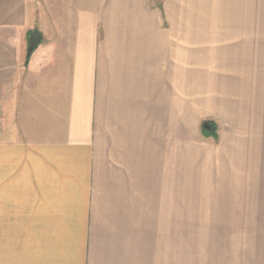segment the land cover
Segmentation results:
<instances>
[{
  "label": "crops",
  "instance_id": "obj_1",
  "mask_svg": "<svg viewBox=\"0 0 264 264\" xmlns=\"http://www.w3.org/2000/svg\"><path fill=\"white\" fill-rule=\"evenodd\" d=\"M130 2L0 0V264H264V246L164 231L162 12ZM213 51L176 68L178 97L241 125L257 101Z\"/></svg>",
  "mask_w": 264,
  "mask_h": 264
},
{
  "label": "rangeland",
  "instance_id": "obj_2",
  "mask_svg": "<svg viewBox=\"0 0 264 264\" xmlns=\"http://www.w3.org/2000/svg\"><path fill=\"white\" fill-rule=\"evenodd\" d=\"M113 1L118 0H105V6ZM129 5L138 7V21L149 20L158 8L162 12L152 22L164 28V231L200 232L201 245L264 246V0H131ZM242 41L254 53L235 56ZM223 47L229 54L219 53L239 69L243 93L248 92L243 96L255 98L259 109L247 120L239 117L241 125L216 128L212 118L184 108L172 74L193 60L203 69L211 57L220 60L213 50ZM172 240L169 245L176 244Z\"/></svg>",
  "mask_w": 264,
  "mask_h": 264
},
{
  "label": "water",
  "instance_id": "obj_3",
  "mask_svg": "<svg viewBox=\"0 0 264 264\" xmlns=\"http://www.w3.org/2000/svg\"><path fill=\"white\" fill-rule=\"evenodd\" d=\"M41 36L39 34H31L29 37V51L28 54H31L35 47L38 45V42L40 41ZM204 129L211 131L212 128L209 124L204 125Z\"/></svg>",
  "mask_w": 264,
  "mask_h": 264
}]
</instances>
